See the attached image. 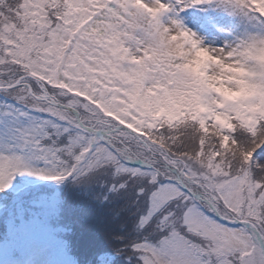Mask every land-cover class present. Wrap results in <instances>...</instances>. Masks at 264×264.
Returning a JSON list of instances; mask_svg holds the SVG:
<instances>
[{
  "label": "snow or ice",
  "instance_id": "1",
  "mask_svg": "<svg viewBox=\"0 0 264 264\" xmlns=\"http://www.w3.org/2000/svg\"><path fill=\"white\" fill-rule=\"evenodd\" d=\"M0 264H264V0H0Z\"/></svg>",
  "mask_w": 264,
  "mask_h": 264
},
{
  "label": "trees",
  "instance_id": "2",
  "mask_svg": "<svg viewBox=\"0 0 264 264\" xmlns=\"http://www.w3.org/2000/svg\"><path fill=\"white\" fill-rule=\"evenodd\" d=\"M101 213H94L89 216L88 223H96L98 221V217Z\"/></svg>",
  "mask_w": 264,
  "mask_h": 264
}]
</instances>
